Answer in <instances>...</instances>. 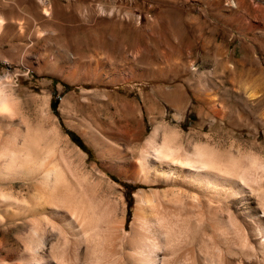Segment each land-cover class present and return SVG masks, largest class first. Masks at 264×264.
Segmentation results:
<instances>
[{"label":"rangeland","instance_id":"rangeland-1","mask_svg":"<svg viewBox=\"0 0 264 264\" xmlns=\"http://www.w3.org/2000/svg\"><path fill=\"white\" fill-rule=\"evenodd\" d=\"M63 83L71 87L63 91ZM0 94V138L28 142L27 149L35 146L32 152H48L68 166L65 179L94 187L115 221L122 220V231L131 232L140 192L157 191L168 218L180 212L187 227H165L161 251H155L166 254L169 264H195L204 258L203 248L210 264H224V252L232 263V250L236 263L264 264L263 231L257 232L260 251L234 216L245 200H213L198 220L188 190L142 181L136 171L152 130L150 149L158 148L163 160L169 153L159 148L162 136L173 132L178 150L172 152L180 162L195 146L215 159L235 157L245 164L242 197L253 199L262 214L264 168L248 167L246 156L264 164V0H0ZM13 179L21 186L39 181L24 180L21 172ZM58 225L69 237L65 224ZM116 243L114 264H153L145 252L126 255V240ZM17 246L13 232L0 236V264L5 249ZM207 256L200 262L209 263Z\"/></svg>","mask_w":264,"mask_h":264},{"label":"bare ground","instance_id":"bare-ground-1","mask_svg":"<svg viewBox=\"0 0 264 264\" xmlns=\"http://www.w3.org/2000/svg\"><path fill=\"white\" fill-rule=\"evenodd\" d=\"M3 100L0 94V108L2 107V109L4 107ZM155 130L156 127L144 141V149L141 150L140 160L136 164V171L142 175V181L155 183L163 180L176 184L179 190H188L189 192H185L188 193L191 199L190 203L197 207L195 214L198 220H202L203 216L208 213L206 212V208V211L203 209L204 205L209 208L208 206L213 200L222 201L223 199L230 198H239L241 201L245 200L244 204H236V207L233 205L235 207L234 216L246 229L244 233L250 236L249 244L254 240L261 251L260 246L263 239H259L260 236L257 232L262 230L264 233V196L262 195V214H258L259 206H255L253 199H250L249 196L242 197L244 195L243 192L246 191H244L245 181H243V176H245L244 169H247L245 164L239 163L238 158L235 157H218L215 159L209 150L203 151L201 148L199 149L195 146L193 147L194 151L188 155L189 160L180 162V156L172 152L178 150V146L174 145L173 132H168L162 136L159 148L165 149L169 153V158L163 160L157 155L158 148H153L154 150L152 151L150 149L155 143V132H157ZM3 138H0V225H2L0 236L1 239H4L9 232H13L14 237L18 239L22 247L6 248L4 255H1V264H114L116 261L114 255L118 252L116 243L118 238H121L122 241L126 240L128 243L126 249H123L126 255L132 256L138 253L144 254L145 252L147 258H150L153 264L170 263V259L166 254L162 256L156 254L163 243L159 240V237L163 233L162 230L165 227L171 228L173 226L177 227L180 231L184 230L187 225L185 224V219L181 217L178 211L170 212L171 214L168 213L172 219L168 218V215L163 211L161 201L156 198L157 191L151 190L149 193L140 192L135 196L136 204L133 209V220L130 224L131 232L122 231V220L115 221L113 209L107 206V204H102L101 196H98L93 190L94 187L90 190L80 182L71 184L65 179L64 167L68 169V166L62 163L63 167L58 160L50 159L48 152L44 156L42 154L40 156L36 150L32 152L35 146L33 145V148L27 149L26 144L28 142L23 144L20 139L21 143H16L10 141V139ZM168 142L171 144L170 147L166 146ZM172 144L174 149L171 148ZM29 146L32 145L30 144ZM149 151L150 153H148ZM246 157L249 161L248 167L264 168V164L258 162L255 155L251 154V156ZM228 165L230 166L228 167ZM92 167L96 168L94 164ZM216 169H220L221 173L217 172L220 170L215 171ZM16 172H21L24 180L33 179L36 176L39 178V181H36L32 185H17L13 182ZM252 181L255 182L253 179ZM24 183L26 182L24 181ZM250 195L253 196L251 193ZM164 208L167 210L165 205ZM220 216L218 217H223ZM59 223L65 224L67 229H64L68 230L69 237H62L61 229L63 230V228L60 229ZM219 227L221 226H217L218 229ZM216 231L218 230L216 229ZM218 232L220 233V229ZM247 234H244V237L246 235L247 238ZM211 237H214L213 234ZM230 238H232L231 235ZM213 239L219 241L218 234L217 238L215 236ZM232 241L234 242V240ZM225 243H223L225 246L228 245L227 241ZM252 243L251 246H255ZM223 247H221V251L225 250ZM203 249L201 251L203 255L201 256L205 258L208 255L207 257L211 258L209 257L210 252H206L207 254L204 255ZM226 253L228 252L223 253V263L234 264L233 261H235L236 257L232 254L233 250L230 253V256H232L230 258H235L232 263L225 257ZM198 254L200 256V250ZM234 254L236 255L235 251ZM260 259H263V257ZM197 260L195 264H204L201 259ZM130 261L131 264L136 263V260ZM210 261L212 263V258L211 260L209 259V263L207 261L204 262L210 264ZM239 262L236 263L235 261V264H241ZM179 263L180 261L177 262V264Z\"/></svg>","mask_w":264,"mask_h":264},{"label":"trees","instance_id":"trees-1","mask_svg":"<svg viewBox=\"0 0 264 264\" xmlns=\"http://www.w3.org/2000/svg\"><path fill=\"white\" fill-rule=\"evenodd\" d=\"M53 79L55 80V77H53ZM64 87H63V91L64 90H67L71 87V84H68V83H63ZM58 97V94L55 95L54 97H51L50 98V104L52 105V107H54V104H55V101H56V98ZM69 137L75 142L77 143L79 146L81 147H84V145L82 144L81 142V139L80 137L73 131L69 130V129H66Z\"/></svg>","mask_w":264,"mask_h":264}]
</instances>
